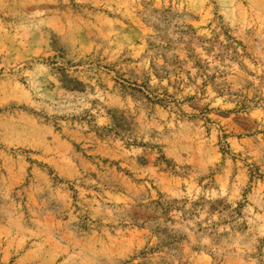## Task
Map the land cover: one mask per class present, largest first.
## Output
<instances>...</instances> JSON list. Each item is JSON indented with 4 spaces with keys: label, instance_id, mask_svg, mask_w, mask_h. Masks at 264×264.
Returning a JSON list of instances; mask_svg holds the SVG:
<instances>
[{
    "label": "rangeland",
    "instance_id": "obj_1",
    "mask_svg": "<svg viewBox=\"0 0 264 264\" xmlns=\"http://www.w3.org/2000/svg\"><path fill=\"white\" fill-rule=\"evenodd\" d=\"M0 264H264V0H0Z\"/></svg>",
    "mask_w": 264,
    "mask_h": 264
}]
</instances>
